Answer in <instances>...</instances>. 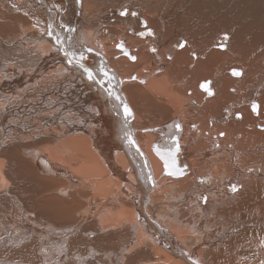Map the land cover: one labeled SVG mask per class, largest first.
Here are the masks:
<instances>
[{
  "label": "bare ground",
  "instance_id": "1",
  "mask_svg": "<svg viewBox=\"0 0 264 264\" xmlns=\"http://www.w3.org/2000/svg\"><path fill=\"white\" fill-rule=\"evenodd\" d=\"M207 1L0 0V264H264V52Z\"/></svg>",
  "mask_w": 264,
  "mask_h": 264
},
{
  "label": "rangeland",
  "instance_id": "2",
  "mask_svg": "<svg viewBox=\"0 0 264 264\" xmlns=\"http://www.w3.org/2000/svg\"><path fill=\"white\" fill-rule=\"evenodd\" d=\"M211 1L213 3H218L222 0ZM207 4H209V2L206 0V5ZM240 11L242 14V20L241 23H237L236 26L237 35L235 36L232 43L233 52H240V54L241 52H250L253 54L251 58L254 62L257 60L256 54H261L262 52H264V0H241ZM243 16H246L245 20ZM201 31L204 32L203 29ZM212 38L214 42H216L215 38ZM181 43L183 44V42ZM183 45L185 47V44ZM222 49L226 50L225 48ZM244 61L245 59L240 60V62L242 63ZM207 80L210 79L202 80L201 82ZM254 114L256 115L257 113L254 111ZM44 174L48 175L46 173Z\"/></svg>",
  "mask_w": 264,
  "mask_h": 264
},
{
  "label": "snow or ice",
  "instance_id": "3",
  "mask_svg": "<svg viewBox=\"0 0 264 264\" xmlns=\"http://www.w3.org/2000/svg\"><path fill=\"white\" fill-rule=\"evenodd\" d=\"M121 15H127V13H126V12H122ZM132 15H136V13H132ZM149 34L151 35L152 33L149 32ZM179 46H180V47H184L183 44H181V45H179ZM118 47H120V48L123 50V44L118 45ZM152 51L155 52L156 49L153 48ZM127 54H128V53L125 51V55H127ZM66 55H67V54H66ZM81 58H82V57H81ZM130 59L135 60L136 57H135V56H132V57H130ZM81 67H83V65H81ZM84 70H85V72L88 73L89 79H92V78H93V74H92V72L89 71L87 68H85ZM233 74H234V75H240L239 72H234ZM105 75H107V73H105ZM201 87L204 88V89L208 92V95H212V94H213V93L211 92V90L208 89L207 84H202ZM110 95H111V93H110ZM117 99H119V97H117ZM253 110H254V111L256 110V105H253ZM124 111H125V114H126V115H131V110L129 109V107L127 106V104L124 105ZM177 127H179V125H177ZM221 135H223V133H221ZM162 158H163V157H162ZM165 166L167 167V160H165ZM168 174H169V175H177V173H173V172H169ZM233 190L235 191V189H233Z\"/></svg>",
  "mask_w": 264,
  "mask_h": 264
}]
</instances>
